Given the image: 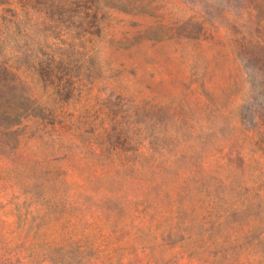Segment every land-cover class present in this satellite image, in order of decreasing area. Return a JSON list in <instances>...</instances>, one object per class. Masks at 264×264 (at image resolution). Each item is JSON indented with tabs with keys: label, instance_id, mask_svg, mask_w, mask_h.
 Instances as JSON below:
<instances>
[{
	"label": "rangeland",
	"instance_id": "rangeland-1",
	"mask_svg": "<svg viewBox=\"0 0 264 264\" xmlns=\"http://www.w3.org/2000/svg\"><path fill=\"white\" fill-rule=\"evenodd\" d=\"M0 264H264V0H0Z\"/></svg>",
	"mask_w": 264,
	"mask_h": 264
},
{
	"label": "trees",
	"instance_id": "trees-1",
	"mask_svg": "<svg viewBox=\"0 0 264 264\" xmlns=\"http://www.w3.org/2000/svg\"><path fill=\"white\" fill-rule=\"evenodd\" d=\"M1 90V89H0Z\"/></svg>",
	"mask_w": 264,
	"mask_h": 264
}]
</instances>
